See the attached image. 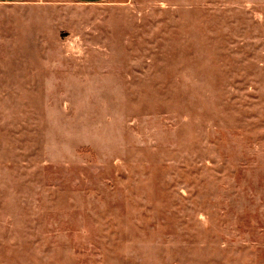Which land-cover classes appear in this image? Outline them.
<instances>
[{
    "label": "rangeland",
    "instance_id": "1",
    "mask_svg": "<svg viewBox=\"0 0 264 264\" xmlns=\"http://www.w3.org/2000/svg\"><path fill=\"white\" fill-rule=\"evenodd\" d=\"M0 264H264V0L0 5Z\"/></svg>",
    "mask_w": 264,
    "mask_h": 264
},
{
    "label": "crops",
    "instance_id": "2",
    "mask_svg": "<svg viewBox=\"0 0 264 264\" xmlns=\"http://www.w3.org/2000/svg\"><path fill=\"white\" fill-rule=\"evenodd\" d=\"M35 0H0V5H16L20 3H26V2H32ZM49 1V0H47ZM72 3L77 4H84V5H95V4H101L103 2H106L108 0H65Z\"/></svg>",
    "mask_w": 264,
    "mask_h": 264
}]
</instances>
